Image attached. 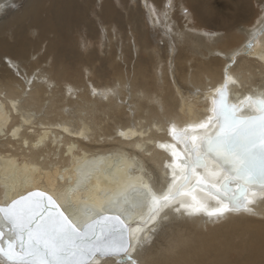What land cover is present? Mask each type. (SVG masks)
<instances>
[{"label": "bare ground", "instance_id": "obj_1", "mask_svg": "<svg viewBox=\"0 0 264 264\" xmlns=\"http://www.w3.org/2000/svg\"><path fill=\"white\" fill-rule=\"evenodd\" d=\"M13 1L0 22V207L39 191L79 229L97 218L112 238L118 221L127 249L87 264H264V190L213 215L220 203L179 184L166 147L169 128L211 115L225 76L232 102L264 99V0H0V12ZM206 163L197 171L220 180Z\"/></svg>", "mask_w": 264, "mask_h": 264}, {"label": "water", "instance_id": "obj_2", "mask_svg": "<svg viewBox=\"0 0 264 264\" xmlns=\"http://www.w3.org/2000/svg\"><path fill=\"white\" fill-rule=\"evenodd\" d=\"M230 82L225 76L213 91L207 119L182 129L169 128L173 143L166 146L172 168L184 176L179 184L220 203L207 211L213 215L246 209L249 195L264 190V99L247 96L234 103L229 98ZM249 107L254 111L244 115ZM210 127L213 130L198 137L197 132ZM207 160L218 167L208 169L210 177L223 176L217 182L207 181L197 171L208 167ZM178 187L176 193L182 192L183 187ZM115 223L118 230L112 238L108 222L96 220L81 230L54 199L39 191L29 192L0 207V259L6 264H87L95 256L103 258L117 248L127 249L128 234Z\"/></svg>", "mask_w": 264, "mask_h": 264}, {"label": "rangeland", "instance_id": "obj_3", "mask_svg": "<svg viewBox=\"0 0 264 264\" xmlns=\"http://www.w3.org/2000/svg\"><path fill=\"white\" fill-rule=\"evenodd\" d=\"M13 4H15V5H17V3H15V1H13L12 2ZM173 4V3H172ZM15 5L12 7V8H4L1 12H0V22L1 21H3V20H5V19H7V12L9 11V10H16V9H19V4L16 6V8H15ZM18 7V8H17ZM178 8H180V5L178 4ZM175 17H177V18H180V16H175ZM184 20H186V19H184ZM182 21V20H181Z\"/></svg>", "mask_w": 264, "mask_h": 264}]
</instances>
